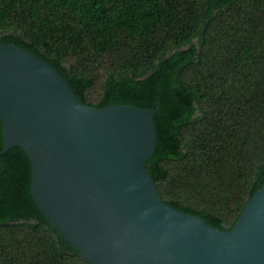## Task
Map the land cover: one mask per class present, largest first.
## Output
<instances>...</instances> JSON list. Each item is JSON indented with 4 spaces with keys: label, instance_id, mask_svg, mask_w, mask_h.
<instances>
[{
    "label": "trees",
    "instance_id": "16d2710c",
    "mask_svg": "<svg viewBox=\"0 0 264 264\" xmlns=\"http://www.w3.org/2000/svg\"><path fill=\"white\" fill-rule=\"evenodd\" d=\"M0 42L86 105L157 100L145 167L170 207L232 228L263 185L264 0H0ZM30 179L22 148L0 155V264H89L51 234Z\"/></svg>",
    "mask_w": 264,
    "mask_h": 264
},
{
    "label": "water",
    "instance_id": "95a60500",
    "mask_svg": "<svg viewBox=\"0 0 264 264\" xmlns=\"http://www.w3.org/2000/svg\"><path fill=\"white\" fill-rule=\"evenodd\" d=\"M155 106L86 105L46 61L0 42V155L27 154L31 196L54 237L89 264H264V183L232 228L159 198L145 167Z\"/></svg>",
    "mask_w": 264,
    "mask_h": 264
}]
</instances>
